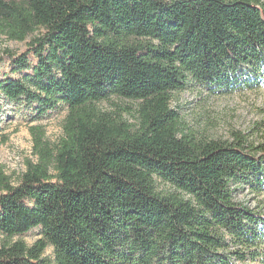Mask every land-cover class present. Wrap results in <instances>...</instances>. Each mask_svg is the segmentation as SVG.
Returning a JSON list of instances; mask_svg holds the SVG:
<instances>
[{"label": "trees", "instance_id": "16d2710c", "mask_svg": "<svg viewBox=\"0 0 264 264\" xmlns=\"http://www.w3.org/2000/svg\"><path fill=\"white\" fill-rule=\"evenodd\" d=\"M0 34L28 39L0 93L67 108L56 142L29 125L17 184L0 165V264H264V215L233 199L264 191V143L197 139L170 107L188 78L264 86V0H0ZM111 97L134 122L97 107Z\"/></svg>", "mask_w": 264, "mask_h": 264}, {"label": "rangeland", "instance_id": "374dc122", "mask_svg": "<svg viewBox=\"0 0 264 264\" xmlns=\"http://www.w3.org/2000/svg\"><path fill=\"white\" fill-rule=\"evenodd\" d=\"M27 40H9L0 34V58L5 56L7 51L21 54L26 48ZM10 68L8 61L0 62V77L2 73L16 76ZM238 72L240 80H243V72L255 75L252 69L247 67H241ZM232 89L225 91L224 88L188 78L184 89L172 93L170 107L177 112L181 126L197 139L231 141V134L240 132L249 143H264V86L256 84L251 88H243L239 85ZM131 106H134L131 101L117 97L97 104L101 111L121 113L125 120L134 122L135 112ZM66 113V106L59 103L41 118H36L31 106L26 102L9 101L0 93V165L14 185L26 169L25 160L35 159L31 153L29 125H41L46 138L50 142H56L61 136V125ZM157 188L166 186L157 182ZM233 199L264 215V191L257 193L248 186L234 185ZM39 237L41 230L35 227L25 234L15 236L11 242L20 240L30 246ZM3 241L5 239L0 235V246ZM43 256L52 261L51 246L45 249Z\"/></svg>", "mask_w": 264, "mask_h": 264}]
</instances>
